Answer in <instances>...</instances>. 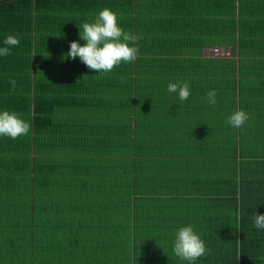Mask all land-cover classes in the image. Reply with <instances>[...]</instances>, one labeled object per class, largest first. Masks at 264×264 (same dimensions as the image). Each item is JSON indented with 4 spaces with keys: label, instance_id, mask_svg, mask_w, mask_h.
<instances>
[{
    "label": "trees",
    "instance_id": "16d2710c",
    "mask_svg": "<svg viewBox=\"0 0 264 264\" xmlns=\"http://www.w3.org/2000/svg\"><path fill=\"white\" fill-rule=\"evenodd\" d=\"M205 1L216 5L218 27H226L216 44L231 45L232 55H252L249 63L182 58L193 49L200 53L198 35L204 32L194 29L187 38L183 27L164 22L171 0H0V43L9 33L20 38L0 57V107L31 125L25 136L0 137V264H187L171 243L174 230L188 223L208 250L197 264H264V230L254 225L255 212L264 214V160L236 162L233 154L229 166L217 164L218 196L196 205L198 218L178 204L148 198L142 182L150 180L118 165L119 158L117 170L106 162L84 182L67 174L66 154L74 148L101 163L114 152L142 154L146 146L175 141L170 129L161 132L155 113L180 108L176 94L167 91L170 81L188 82V99L206 98L214 89L216 98L231 100V109H246L236 77L255 75L243 73L242 65L253 73L261 68L264 77V0ZM103 7L139 37L138 52L134 61L96 73L65 54L69 42L79 40L77 26ZM214 60L217 73H209L214 81L205 84V69L198 68ZM220 62L231 70L224 73ZM254 106L249 102L248 110L254 113Z\"/></svg>",
    "mask_w": 264,
    "mask_h": 264
},
{
    "label": "crops",
    "instance_id": "0c3cea01",
    "mask_svg": "<svg viewBox=\"0 0 264 264\" xmlns=\"http://www.w3.org/2000/svg\"><path fill=\"white\" fill-rule=\"evenodd\" d=\"M207 5L205 0H171V4H167L166 9L163 10L164 22L170 20L171 24L178 26L177 28L183 27L186 31L185 37L188 38V33L191 36L194 29L201 28L204 32V34L198 35L200 38L197 43L203 44L200 53L197 49H193L192 52L183 54L182 58L198 60L200 58L226 59L232 57L235 60L242 59V61L247 59L242 63L244 65L249 63L248 59H251L252 55L247 54L244 55L245 57L235 55L238 52L232 55L231 45L225 48V46L216 44L220 40L218 34L226 33V27L225 25L218 27L216 5ZM166 30L164 29V31ZM262 30L264 31V28ZM259 31L261 32V29ZM225 38L226 36L223 41L226 42ZM236 46H233L235 51L238 49ZM214 47L228 50L229 54L225 56L213 55L212 48ZM252 50L250 49L251 52ZM260 58L264 59V55H261ZM158 59L162 63L163 60L160 57ZM222 63L220 62L219 67L224 73L231 70L226 66V63ZM238 64L236 63L235 66L237 70L240 69ZM214 65H217V60L211 62L208 67H199L198 69H205L204 74L206 75L216 74L217 70L214 69H217L218 66L213 68ZM244 65L241 68L244 70L243 73L255 75L236 77L239 81L236 89L244 90V94L247 96L241 102L246 107L243 110L248 114V120L242 128H232L225 124L228 115L232 111L240 109L239 107L231 109V100L227 97L217 98L215 105H209L207 99L200 96H194L185 101L176 100V105L180 106L176 114H173V111L167 107L166 110H162L164 113H161L162 107L155 108V113L159 111L161 121H163L161 132L170 129L168 136L175 138V141H168V145L165 146L155 145L151 148L146 146L143 152L139 150L142 154L137 151L129 152L130 155L114 152L105 162L101 163L94 155L87 156L84 154V150L74 148L66 154L69 163L67 174L71 178L76 175L75 179L79 177L77 181L84 182V179L97 176L90 170L98 169L97 172H99L100 169L103 171L102 165L106 162L109 168L117 170L115 163L119 158L118 165L124 164L126 169L135 168L139 170L142 177L150 180L142 182L144 184L142 190L145 188L148 198L152 196V200L155 201L162 200L167 202L166 204L174 203L175 206L178 204L184 210V214L187 213L191 217L198 218L200 215L195 213L197 212L196 205L213 202L218 196L216 193L217 182H215L217 164H222L223 167L224 165L229 166V163L225 164V162L229 159L228 156L233 154H238L237 157H234L236 162L241 159L243 162L244 160L261 162L264 160V109H261V107L264 108V77L260 76L261 68H256L258 72L253 73L248 72L251 68ZM180 69L183 68L180 67ZM151 73L154 72L151 71ZM204 74L203 83L210 84L211 81H214V77L210 78V75L205 80ZM247 102L255 105L254 113L248 110ZM160 103V105H169L163 100H160ZM183 107L184 111L181 109ZM170 122L175 123V126L170 127ZM237 174L239 175V172ZM68 175H66L67 178H69ZM184 203H186L185 206Z\"/></svg>",
    "mask_w": 264,
    "mask_h": 264
},
{
    "label": "clouds",
    "instance_id": "9594fccd",
    "mask_svg": "<svg viewBox=\"0 0 264 264\" xmlns=\"http://www.w3.org/2000/svg\"><path fill=\"white\" fill-rule=\"evenodd\" d=\"M78 27L79 40L69 42L67 58L79 60L96 73L110 72L122 62L130 63L137 58L138 36L125 31L118 23V15L109 7L101 8L90 20L81 22ZM79 41H83L80 43ZM20 38L15 34H7L0 43V57L10 54L11 47L17 46ZM15 88L16 82L9 81ZM167 91L174 93L180 101L190 96V86L186 81H175L167 84ZM207 103H217L216 91L210 89L206 94ZM248 120V114L243 110L232 111L225 124L232 128H242ZM31 125L16 111L0 107V137L7 136L16 139L29 134ZM254 225L264 230V214L255 212ZM172 252L187 264H197L198 258L207 254V247L191 223L181 225L174 230L171 243Z\"/></svg>",
    "mask_w": 264,
    "mask_h": 264
},
{
    "label": "built area",
    "instance_id": "2783aa9c",
    "mask_svg": "<svg viewBox=\"0 0 264 264\" xmlns=\"http://www.w3.org/2000/svg\"><path fill=\"white\" fill-rule=\"evenodd\" d=\"M212 53L213 55L217 56H225L229 54V51L222 48L214 47L212 48Z\"/></svg>",
    "mask_w": 264,
    "mask_h": 264
},
{
    "label": "rangeland",
    "instance_id": "374dc122",
    "mask_svg": "<svg viewBox=\"0 0 264 264\" xmlns=\"http://www.w3.org/2000/svg\"><path fill=\"white\" fill-rule=\"evenodd\" d=\"M216 193H218V192H216ZM220 194V193H219ZM0 199H2L1 197H0ZM83 215H84V213H83ZM79 217H81V215L79 214L78 215ZM82 233L84 234V230H82ZM116 252H117V250H116ZM110 255H113V253H110ZM117 257V256H116ZM110 260H119V258H113V259H110Z\"/></svg>",
    "mask_w": 264,
    "mask_h": 264
}]
</instances>
